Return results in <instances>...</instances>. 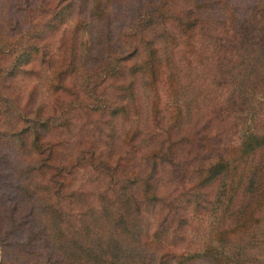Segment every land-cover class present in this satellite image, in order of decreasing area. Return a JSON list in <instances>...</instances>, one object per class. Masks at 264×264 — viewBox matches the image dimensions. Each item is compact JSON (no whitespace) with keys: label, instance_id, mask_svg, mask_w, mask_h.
<instances>
[{"label":"trees","instance_id":"1","mask_svg":"<svg viewBox=\"0 0 264 264\" xmlns=\"http://www.w3.org/2000/svg\"><path fill=\"white\" fill-rule=\"evenodd\" d=\"M114 1L0 0V264H264V0H137L112 35ZM76 110L99 144L61 163Z\"/></svg>","mask_w":264,"mask_h":264},{"label":"rangeland","instance_id":"2","mask_svg":"<svg viewBox=\"0 0 264 264\" xmlns=\"http://www.w3.org/2000/svg\"><path fill=\"white\" fill-rule=\"evenodd\" d=\"M121 4H123L121 6ZM137 5V0H130L129 3L125 4V0H116L111 6V14L113 16V20L111 22V34L117 32L120 28L125 26L126 22L131 18L132 13L134 12V6ZM171 58L173 59L174 67H175V76L177 80L183 84L186 89L193 93L194 90L202 86L203 67L196 61L195 57L192 55L189 56L190 59H184L180 55L177 50L172 51ZM198 91V90H197ZM111 95V90L105 89L104 97L109 98ZM111 98V97H110ZM209 113H204L200 118L195 122L191 131L193 132H203V134H207V131H213L212 134L219 132V128L216 129L214 126V121L210 120L207 124H205L210 115H213V111H208ZM92 116L89 117L85 111L76 110L71 116V126L68 127V130L60 129L55 130V128H51L49 130V135L46 137L48 140L53 141L54 150L56 160H60L61 163L66 161H72V156L75 153L76 149L80 147H87L90 145H98L99 141L96 138V134L98 133L96 130V126L93 122ZM205 125V126H204ZM55 140H58L57 146L55 148ZM195 142L181 143L178 148L181 150L184 159L187 161L186 168H191L190 163H192V156L197 151L198 145H194ZM178 154H180L178 152ZM199 157V155H197ZM95 175H90L89 169H79L69 176L72 184L77 186L79 189L83 190L85 194L88 196L89 201L92 205L96 206L95 201L93 199V187L90 184V179ZM187 184V183H186ZM5 185V184H4ZM3 184H0V191L5 193L9 190ZM179 188V185L176 182L169 184L166 188L167 191L173 192ZM169 192V193H170ZM190 264H205L202 261H195Z\"/></svg>","mask_w":264,"mask_h":264}]
</instances>
